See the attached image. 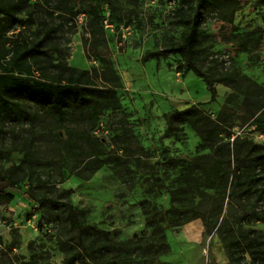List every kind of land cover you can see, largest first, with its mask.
I'll use <instances>...</instances> for the list:
<instances>
[{
    "label": "rangeland",
    "instance_id": "obj_1",
    "mask_svg": "<svg viewBox=\"0 0 264 264\" xmlns=\"http://www.w3.org/2000/svg\"><path fill=\"white\" fill-rule=\"evenodd\" d=\"M60 2L71 10L55 9ZM41 3L54 14L41 11L25 29L33 34L41 23L64 22L51 47L70 66L89 69L100 81L108 69L99 58L111 52V74L121 83L114 92L118 106L103 109L95 122L97 135L105 140L98 160L90 158L83 141L82 150L70 152L64 129L53 121H20L8 123L0 133V169L19 167L22 192L70 199L87 222L110 232L117 243L113 253L122 264H231L224 239L264 242V199L256 203L254 195L228 196L232 178L223 199L204 181L201 168L182 164L199 158L213 161L200 133L218 122L227 132L217 140L236 147L238 139L242 156L231 166L236 173L253 169L254 150L264 152V0H234L231 21L223 20L219 9L204 13L200 64L214 79V102L203 78L183 64L181 55L167 51L170 42H180L185 29L177 22L179 15L191 13L181 0ZM225 7L221 10H231V5ZM149 51L159 56L145 60ZM194 104L210 120L183 123L175 134L169 132L167 113ZM68 125L96 136L89 120ZM31 126L37 136L27 159ZM172 195L175 207L198 208L205 220L181 212L170 214L168 223L162 216ZM141 201H147L148 213ZM251 203L256 215L243 221L241 214ZM147 214L154 217V226L146 225ZM67 215L62 205L41 206L19 195L0 204V263L62 264L76 246ZM41 223L47 224L43 230ZM162 233L168 243L163 248ZM243 256L245 264L261 263L249 251Z\"/></svg>",
    "mask_w": 264,
    "mask_h": 264
},
{
    "label": "trees",
    "instance_id": "obj_2",
    "mask_svg": "<svg viewBox=\"0 0 264 264\" xmlns=\"http://www.w3.org/2000/svg\"><path fill=\"white\" fill-rule=\"evenodd\" d=\"M42 1V0H41ZM40 0H0V133L8 123L17 124L20 121H29L33 125L42 119L53 121L66 133L65 144L67 149L76 154L82 150L81 141L88 143L90 158L97 159L104 153L105 140L97 135L99 124L95 122L105 108H115L116 88L121 86L116 76L114 63L108 56L100 57L101 64L108 69L101 81L98 75L94 76L89 69H79L70 66L59 55L58 48L51 47L58 37L59 30L64 22L57 25L41 23L35 33L30 34L25 28H30L37 21L40 12L54 14L55 10L45 9ZM234 0H181L191 11L189 15H179L178 23L185 25L180 42H170L167 51L179 54L183 58V64L195 74L202 77L210 91V102H214L217 96V88L214 79L203 69V49L200 46L201 23L206 10L219 9L223 20H232L234 12ZM231 5L230 11L221 10L222 7ZM225 7V8H226ZM55 9L69 12L71 7L60 2ZM23 27V28H22ZM10 33L12 35H10ZM53 51L58 53V60L54 59ZM159 52L149 51L144 59L157 58ZM112 73V74H111ZM100 78V77H99ZM194 104L184 109L175 108L167 113L168 131L176 133V127L183 123H196L197 121H209L205 112ZM80 120H89L96 136L83 133L76 125ZM226 127L222 123H213L201 130L200 136L204 144L210 147L213 161H204L201 158L192 162L186 160L182 164L194 165L201 168L204 181L208 186L218 190V194L225 199L228 184L232 178V191L228 196L250 197L254 195L256 203L264 199V152L254 150V167L251 171L238 169L232 170V162L242 156L238 147H231L229 141L217 140L224 134ZM32 139L27 143V159L32 155L31 148L35 144L36 131L30 127ZM229 134V133H228ZM235 142V143H236ZM19 167L0 169V204L10 203L17 195L27 200H34L38 205L50 203L56 206L62 205L68 212L67 220L75 230L76 246L70 247V254L64 258L62 264H122L113 253L117 243L110 232L99 228L95 223H89L83 215L74 207L70 199L61 201L55 197L37 198L30 191H21L18 187ZM231 181V182H232ZM217 182V183H216ZM65 193L68 191L64 190ZM68 197V196H67ZM172 205L166 210L165 218L171 215L190 213L189 218H201L205 220L204 212L198 208L189 207L179 209L174 206V196H171ZM147 201H141L148 213ZM255 204V203H253ZM250 204L241 215L243 221L253 220L256 215L255 206ZM256 205V204H255ZM222 209V206L219 207ZM221 212V211H220ZM155 219L147 214V226H154ZM207 224V223H205ZM41 223V228L46 226ZM161 247H167L165 235L162 233ZM244 239H224L231 264H245L244 254L249 251L254 259L264 264V242L244 243ZM159 248V246H158ZM1 264V263H0Z\"/></svg>",
    "mask_w": 264,
    "mask_h": 264
},
{
    "label": "built area",
    "instance_id": "obj_3",
    "mask_svg": "<svg viewBox=\"0 0 264 264\" xmlns=\"http://www.w3.org/2000/svg\"><path fill=\"white\" fill-rule=\"evenodd\" d=\"M97 133V132H96Z\"/></svg>",
    "mask_w": 264,
    "mask_h": 264
}]
</instances>
